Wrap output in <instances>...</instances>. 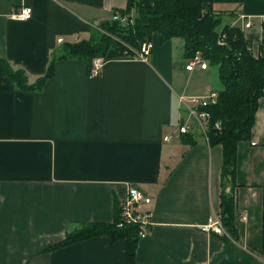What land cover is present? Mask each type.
<instances>
[{
	"label": "crops",
	"instance_id": "0c3cea01",
	"mask_svg": "<svg viewBox=\"0 0 264 264\" xmlns=\"http://www.w3.org/2000/svg\"><path fill=\"white\" fill-rule=\"evenodd\" d=\"M128 1L0 0V264H125L126 241L106 235L47 248L86 223L113 222L130 185L153 211L136 264H264V96L252 138L238 145L235 239L201 229L221 211L223 146L184 143L179 128L190 98L220 79L186 68L182 38L156 33L147 62L107 59L97 76L83 60L59 59L40 90L7 75L5 62L36 82L63 43L88 39ZM212 1L234 18L264 17V0ZM24 6L30 19L10 17ZM246 36L259 48L260 33Z\"/></svg>",
	"mask_w": 264,
	"mask_h": 264
},
{
	"label": "trees",
	"instance_id": "16d2710c",
	"mask_svg": "<svg viewBox=\"0 0 264 264\" xmlns=\"http://www.w3.org/2000/svg\"><path fill=\"white\" fill-rule=\"evenodd\" d=\"M133 9L137 12L136 16L128 23L104 21L88 39L63 43L53 54L46 73L36 82L30 84L26 73L15 69L8 62H5L6 73L17 87L40 90L55 74L56 61L59 59L83 60L90 72L95 58L136 56L142 44L153 41L156 33L161 34L163 42L175 37L182 38L185 58L190 59L199 52L210 65L218 69L222 87L217 90V100L202 110L210 113L207 129L210 145L223 146L219 217L227 232L236 239L237 151L239 142L252 138L259 100L264 96V21L261 23L263 33L259 55L256 56L253 40L246 36V30L241 25L232 22L223 24L226 15L235 17L233 12L217 11L212 0H153L150 5L144 4L142 0H129L126 7L115 8L113 13L124 14ZM182 142L194 144L195 140L191 133H182ZM121 212L122 203L116 201L113 222L86 223L68 232L47 251L106 235L113 241L125 240V264H136L137 246L141 239L139 225L130 223L118 227Z\"/></svg>",
	"mask_w": 264,
	"mask_h": 264
},
{
	"label": "built area",
	"instance_id": "2783aa9c",
	"mask_svg": "<svg viewBox=\"0 0 264 264\" xmlns=\"http://www.w3.org/2000/svg\"><path fill=\"white\" fill-rule=\"evenodd\" d=\"M33 14V9L30 6H24L19 10L13 12L10 17L12 19L25 21L31 18ZM114 19L117 21H121L123 23H127L128 20L125 17L124 19L117 13L114 14ZM240 19L244 21L242 28L244 30L254 28L256 22L246 17L245 15H240ZM264 21V17L261 19V23ZM263 27H260V34L262 38ZM219 43L223 44L222 41ZM154 42L148 41L142 44L141 49L137 52L135 57H138L140 60L147 62L149 60V55L153 51ZM102 61L99 58H95L90 68V75L97 76L100 74L102 69ZM201 66L206 69L208 67V62L203 58L201 53H197L186 66L188 70H193L196 66ZM218 95L211 93L207 97H193L191 100V114L200 122L208 121L210 118V113L206 110H202V108L209 106L217 100ZM189 108V107H188ZM181 133H187L186 124H182L179 128ZM165 139H168L166 137ZM254 144V143H253ZM152 203V198L141 188L130 185L128 188V195L126 199L122 202V212H121V220L119 222V226H123L125 224L135 223L139 225V236L140 238H144L148 236L152 230L153 226V211L151 209H143L144 206ZM201 229L205 232H215L220 235L229 234L223 225L222 220L219 216L212 215L209 217L207 223L201 226Z\"/></svg>",
	"mask_w": 264,
	"mask_h": 264
},
{
	"label": "rangeland",
	"instance_id": "374dc122",
	"mask_svg": "<svg viewBox=\"0 0 264 264\" xmlns=\"http://www.w3.org/2000/svg\"><path fill=\"white\" fill-rule=\"evenodd\" d=\"M119 14L123 19L126 17L127 18V20H130V19H133L135 16H136V11L133 9L131 12H129V13H124V14H121L120 12H115V13H112L111 14V16L108 18V19H106L105 21L107 22V21H117V20H115L114 19V14ZM120 21V20H119ZM133 21V20H132ZM227 22H232L233 24H238V25H243V23H244V21H242V19H240V18H232V16H227L226 15V17H225V21L223 22V24H225V23H227ZM103 23V22H102ZM123 23V22H122ZM128 23V22H127ZM101 25V24H100ZM260 27H261V20L259 21V22H257L256 21V24H255V26H254V28H252V29H248V30H250V31H252V30H254V31H256V33H260ZM100 31H102V32H104V30H100ZM261 37V36H260ZM261 41V40H260ZM256 47H257V43H256ZM254 45H253V49L256 51V53H258V51H259V48H256ZM141 49V48H140ZM139 51V50H138ZM255 54V53H254ZM151 55V54H150ZM149 55V56H150ZM196 55V54H195ZM194 55V56H195ZM193 56V57H194ZM192 57V58H193ZM122 58H124V57H122ZM136 58H138V57H136ZM192 58H190V59H187V65L189 64V62H190V60L192 59ZM101 59V61H105V60H107L106 58H99V60ZM139 59V58H138ZM207 61V60H206ZM208 62V61H207ZM201 67V66H200ZM202 68V67H201ZM208 68H211V70L213 71H216V75H218V69H217V67H215V66H212V65H210V63L208 62V67L206 68V69H208ZM202 69H204V68H202ZM219 80V79H218ZM218 87H222V84H221V82H220V80H219V85H218ZM211 93H213V94H217L218 95V92H217V90H215V91H212ZM210 93V94H211ZM209 94V95H210ZM192 98L193 97H191L190 98V100H192ZM190 108H191V106L189 107V108H187L185 111L187 112V115L186 116H184V119H185V121H186V128H187V133H191V135L193 136V138H194V140L195 141H197L200 137H205V138H207V140L209 139L208 138V136H207V129H208V121H205V122H200L199 120H197L192 114H191V110H190ZM209 141V140H208ZM119 222H120V220L118 221V223H117V225H118V227H123V226H119ZM227 230V229H226Z\"/></svg>",
	"mask_w": 264,
	"mask_h": 264
}]
</instances>
